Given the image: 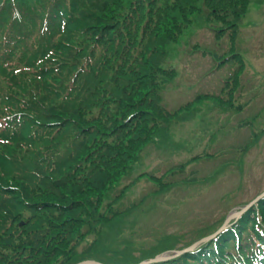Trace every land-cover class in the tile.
<instances>
[{"label": "trees", "instance_id": "obj_1", "mask_svg": "<svg viewBox=\"0 0 264 264\" xmlns=\"http://www.w3.org/2000/svg\"><path fill=\"white\" fill-rule=\"evenodd\" d=\"M250 4L0 0V264H75L84 259L133 264L156 255L149 248L137 258L110 249L106 233L111 230L117 241L115 228L124 212L143 204L145 196L123 212L115 211L113 205L127 192V186L118 190V185L183 109L170 112L162 105L161 92L175 78L167 48L193 26L218 24L212 29L214 39L227 36L229 43L228 56L218 63L238 64L228 80L231 86H224L233 107L244 69L235 50V28ZM208 98L198 95L194 101ZM247 222L250 226L243 228ZM263 231L264 198L236 226L184 254L180 264H264ZM91 233L95 237L86 252L83 246L77 251ZM203 235L181 244L163 236L157 247L159 252L179 249ZM108 250L122 258L109 260Z\"/></svg>", "mask_w": 264, "mask_h": 264}, {"label": "rangeland", "instance_id": "obj_2", "mask_svg": "<svg viewBox=\"0 0 264 264\" xmlns=\"http://www.w3.org/2000/svg\"><path fill=\"white\" fill-rule=\"evenodd\" d=\"M251 1L235 28V50L244 69L233 108H228L229 87H223V82L238 64L217 62L228 56L229 44L227 36L214 39L212 29L218 24L204 29L193 26L167 48L168 63L175 69V87L161 92L162 105L171 112L192 103L170 121L165 136L138 155L119 183L118 190L127 186V192L113 205L115 211L123 212L145 199L137 209L124 212L115 228L119 230L117 241L111 239V230L106 233L108 248L136 258L149 248L150 254L159 256L168 252H159L157 247L163 236L181 244L200 234H212L230 214L264 191V0ZM198 45L212 53L203 54L196 50ZM199 94L210 98L194 101ZM219 97L225 105L219 104ZM255 133L260 135L256 139ZM250 142L252 146L244 150ZM168 185L169 191L152 193ZM239 220L231 217L227 225L236 226ZM248 226L249 222L242 227ZM94 237L91 233L84 238L77 251L83 246L86 252ZM118 254L108 250L105 256L114 261L122 258ZM175 260L181 263V257Z\"/></svg>", "mask_w": 264, "mask_h": 264}, {"label": "water", "instance_id": "obj_3", "mask_svg": "<svg viewBox=\"0 0 264 264\" xmlns=\"http://www.w3.org/2000/svg\"><path fill=\"white\" fill-rule=\"evenodd\" d=\"M264 195V193L263 194H261L260 196H258L257 198H255L252 202H250L245 208H243V210H246L247 208H249L251 205H253L261 196H263ZM242 210V211H243ZM227 221L228 220H226L225 221V223H224V225H223V227L226 225V223H227ZM222 227V228H223ZM205 239H208V238H205ZM190 249V248H189ZM184 251H186V250H183L182 252H184ZM164 259H166L165 257H163V256H157V257H155L154 259H151V260H149V261H147V262H142V263H140V264H148V263H152V262H158V261H161V260H164ZM78 264H100V263H98V262H95V261H91V260H87V261H83V262H80V263H78Z\"/></svg>", "mask_w": 264, "mask_h": 264}]
</instances>
